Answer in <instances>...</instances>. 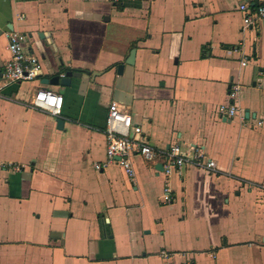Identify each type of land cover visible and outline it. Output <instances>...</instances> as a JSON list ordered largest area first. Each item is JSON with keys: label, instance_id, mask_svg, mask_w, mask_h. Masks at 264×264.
Here are the masks:
<instances>
[{"label": "crops", "instance_id": "1", "mask_svg": "<svg viewBox=\"0 0 264 264\" xmlns=\"http://www.w3.org/2000/svg\"><path fill=\"white\" fill-rule=\"evenodd\" d=\"M261 1L0 0V264H264V21L243 30L238 10ZM12 30L35 80L1 77ZM40 88L59 116L32 105ZM112 103L187 161L96 170Z\"/></svg>", "mask_w": 264, "mask_h": 264}, {"label": "built area", "instance_id": "2", "mask_svg": "<svg viewBox=\"0 0 264 264\" xmlns=\"http://www.w3.org/2000/svg\"><path fill=\"white\" fill-rule=\"evenodd\" d=\"M242 14V29L247 30L254 26L256 21H264V0L255 6L244 2L238 6ZM25 35L18 31L7 32V49L10 59L4 64L1 77L5 82L31 81L38 78L41 66L38 59L26 52L24 47ZM237 87L229 93V101L217 106L216 112L220 117L232 118L237 114L234 102ZM63 104L62 96L40 88L37 90L32 105L53 116H59ZM105 161L94 164L96 170H101L111 163L118 162L129 176L134 175L131 158L137 155L146 162H153L158 156L164 158L163 169L168 173L175 167L181 166L187 160L181 152V145L172 144L168 149L158 152L148 142L135 138L133 134H140L141 128L134 124L131 115L121 110L115 103L110 104L105 124ZM199 165V164H198ZM203 168L215 170L214 162L200 165ZM163 196L164 202H170L169 193Z\"/></svg>", "mask_w": 264, "mask_h": 264}, {"label": "water", "instance_id": "3", "mask_svg": "<svg viewBox=\"0 0 264 264\" xmlns=\"http://www.w3.org/2000/svg\"><path fill=\"white\" fill-rule=\"evenodd\" d=\"M134 53L135 52L133 50L131 52L128 60H127V62L130 63V64L133 63ZM120 69H121V66H120L119 70ZM71 74H72L71 72H68L67 75L65 77H63V78H60L58 75H54L51 78L43 79L42 80V83H44V84H51V85L61 84L63 86H68L69 83H70V78L69 77L71 76ZM57 123H58V127H61L62 126V123H63L62 119L58 118L57 119Z\"/></svg>", "mask_w": 264, "mask_h": 264}]
</instances>
